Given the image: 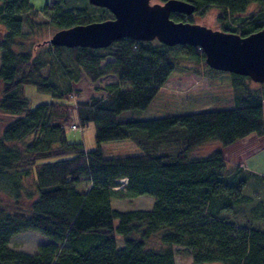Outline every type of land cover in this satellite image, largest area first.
I'll return each instance as SVG.
<instances>
[{
	"label": "trees",
	"instance_id": "trees-1",
	"mask_svg": "<svg viewBox=\"0 0 264 264\" xmlns=\"http://www.w3.org/2000/svg\"><path fill=\"white\" fill-rule=\"evenodd\" d=\"M55 1L37 10L29 0H0V24L7 30L0 43V113L13 117L0 136V192L10 199L0 202V264H175L176 256H189L192 264H264V174L244 162L233 164L223 154L240 139L264 135V84L255 91L248 86L250 78L210 68L202 49L190 45L123 38L101 49L50 46L51 60L45 61L33 52L16 51L23 27L38 26L39 11L51 12L59 29L113 18L63 10ZM183 1L194 4L199 16L221 8V19L240 17L253 2L264 5V0ZM172 19L194 23L191 15L172 14ZM262 29L264 12L259 11L223 31L247 36ZM184 60L204 66L210 79L231 75L235 105L117 121L123 111L146 109L172 72L185 67ZM69 65L92 82L107 75L120 79L105 87V98L79 104V120L95 124L97 148L92 151L66 137L72 90L69 85L60 90L52 76L57 67L68 73ZM123 83L130 89H121ZM25 86L58 101L31 108ZM123 140L140 152L104 156L103 143ZM30 176L34 189L25 192ZM121 179H127L125 187ZM83 180L90 185L85 191L79 190ZM254 183L263 186L261 195L247 193ZM143 195L154 199L150 210L111 207V198ZM27 230L52 241L33 255L13 250V236Z\"/></svg>",
	"mask_w": 264,
	"mask_h": 264
},
{
	"label": "rangeland",
	"instance_id": "rangeland-1",
	"mask_svg": "<svg viewBox=\"0 0 264 264\" xmlns=\"http://www.w3.org/2000/svg\"><path fill=\"white\" fill-rule=\"evenodd\" d=\"M58 6L63 10H72L75 12H85V14L91 18H99L101 16H110L109 11H104L103 8L91 7L88 0H56ZM55 1V2H56ZM35 9L41 10L46 5H49L52 0H29ZM160 2L159 0H151V4ZM161 3V2H160ZM93 6V5H92ZM108 11V12H107ZM264 12V5L253 2L249 5L245 14L240 17L232 18L227 17L221 19L224 16V12L221 8L211 7L207 10L204 16L197 14L191 15L192 21L195 24H200L211 29L221 30L232 29V26L238 25L243 22L247 14H253L257 12ZM25 15H28L30 12ZM54 15L49 13H42L39 11V15L35 18V28L23 27L22 36L17 40V43L21 47H16V51L24 50L26 52H33L35 56L41 57L44 61L51 60L47 51L50 46L49 40L53 35L61 30L53 24ZM31 19V15L28 16ZM235 20V21H234ZM47 23V24H46ZM7 34L6 27L0 24V43L4 35ZM1 53V52H0ZM1 57V54H0ZM112 59H107L102 62V65ZM184 60V68H177L170 75L167 83L158 92L156 97L150 103L146 109H133L121 112L117 116V121L120 123L128 121H138L146 119L164 118L174 115H186L208 110H219L233 107V91L229 82L232 80L231 75L227 73H221L218 78L210 79L204 76L207 70L204 66L198 65L194 62ZM1 65V58H0ZM62 68V67H61ZM57 67L53 70L52 81H54L60 90L65 89L68 85L71 87L72 94L70 96L68 111L71 119L65 125V132L67 140L71 143H80L83 145L86 151H92L97 148L95 134L96 128L93 122L83 124L78 118V109L80 102H90L92 98H105L107 92L105 87L109 84H115L120 82V79L113 75H107L99 78L97 81L92 82L88 76L82 70H75L69 65V72H72L74 78L78 77V80L74 82L68 73L63 74ZM204 73V74H203ZM260 83H256L249 80V88L258 91L261 88ZM121 89H130V87L123 83ZM24 96L29 100L31 108H34L43 103H50L58 101L54 99L50 94L40 93L34 86H25L23 89ZM2 95V83L0 81V98ZM263 112H264V97H263ZM13 120V117L6 116L0 113V136L4 127ZM75 125L78 128L72 129ZM264 142V135L257 136L252 135L244 139L227 146L223 149L224 157L233 164L245 162L247 159L254 157L257 152L258 145ZM103 154L105 157H121L126 155H134L136 152H140L138 147L130 140L123 141H111L103 143L101 145ZM136 151V152H135ZM253 153V154H252ZM252 154L251 156H249ZM264 166V162L259 163ZM259 166V165H258ZM260 168V166H259ZM261 169V168H260ZM263 169V168H262ZM120 186H126L127 179H121L118 181ZM25 192L33 191V177L30 176L24 180ZM90 185L87 180H83L79 185V190L85 191ZM263 186L257 184H251L247 193L252 195L253 192H257L255 195H261V189ZM263 197V196H261ZM7 195L0 192V202L9 201ZM111 207L119 211L128 210H150L154 201L153 197L143 195L128 199H120L118 197L111 198ZM118 221H115V227ZM117 246L122 247L124 245L123 238L116 233ZM52 240L36 231L27 230L15 234L10 241V247L16 251H22L28 254H37L38 248L42 245L50 243ZM175 264H192V258L189 256L175 257ZM215 264V263H213Z\"/></svg>",
	"mask_w": 264,
	"mask_h": 264
},
{
	"label": "water",
	"instance_id": "water-1",
	"mask_svg": "<svg viewBox=\"0 0 264 264\" xmlns=\"http://www.w3.org/2000/svg\"><path fill=\"white\" fill-rule=\"evenodd\" d=\"M108 10L113 18L57 31L49 40L52 46L101 49L115 41H158L174 47L190 45L201 48L206 64L217 71L245 76L264 84V29L247 36L177 22L172 14L193 15L196 6L183 0L151 4V0H88Z\"/></svg>",
	"mask_w": 264,
	"mask_h": 264
},
{
	"label": "crops",
	"instance_id": "crops-1",
	"mask_svg": "<svg viewBox=\"0 0 264 264\" xmlns=\"http://www.w3.org/2000/svg\"><path fill=\"white\" fill-rule=\"evenodd\" d=\"M252 135H256V134H252ZM252 135H250V136H252ZM259 144H261V145H258L257 150L254 151V153L255 152H257V153L259 152V153L256 154L254 157L252 156L251 158L247 159L243 164L247 168H251L252 170H255V171H257V172H259L261 174H264V166L262 164H259V163L264 162V142L263 143H260V141H259ZM252 154H250V155H252ZM237 164H239V163H237ZM258 165L260 166L261 169L259 168ZM153 201H154V199H153Z\"/></svg>",
	"mask_w": 264,
	"mask_h": 264
},
{
	"label": "built area",
	"instance_id": "built-area-1",
	"mask_svg": "<svg viewBox=\"0 0 264 264\" xmlns=\"http://www.w3.org/2000/svg\"><path fill=\"white\" fill-rule=\"evenodd\" d=\"M77 128H78V127H77V126H75V125H73V126H72V129H74V130H75V129H77Z\"/></svg>",
	"mask_w": 264,
	"mask_h": 264
}]
</instances>
